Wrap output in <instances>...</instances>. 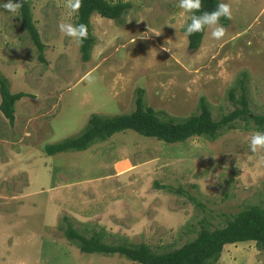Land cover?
I'll return each mask as SVG.
<instances>
[{
	"label": "rangeland",
	"instance_id": "rangeland-1",
	"mask_svg": "<svg viewBox=\"0 0 264 264\" xmlns=\"http://www.w3.org/2000/svg\"><path fill=\"white\" fill-rule=\"evenodd\" d=\"M110 1L131 9L120 23L91 17L87 62L77 40L59 31L76 16L66 0H30L44 63L19 13L0 7V72L10 92L30 95L15 104L13 124L0 111V264H131L81 253L63 226L164 253L202 227L264 208V149L250 151L257 130L243 119L215 140L170 145L126 131L82 152L44 153L79 135L93 114L133 111L138 89L146 106L176 121L198 113L202 99L217 121L242 107L243 93L250 113L264 115V0H219L232 7L227 33L215 40L206 27L194 51L183 32L191 13L179 0ZM217 264H264V249L225 245Z\"/></svg>",
	"mask_w": 264,
	"mask_h": 264
},
{
	"label": "trees",
	"instance_id": "trees-1",
	"mask_svg": "<svg viewBox=\"0 0 264 264\" xmlns=\"http://www.w3.org/2000/svg\"><path fill=\"white\" fill-rule=\"evenodd\" d=\"M17 1L20 2V0ZM82 3L83 6L76 13L74 23H85L88 26L87 39L82 44L78 43L81 59L87 62L95 45L91 17L98 15L120 23L121 17L131 9V4L110 0H82ZM202 3V11H211L220 2L219 0H202ZM19 16L24 30L39 53V61L44 63L45 46L40 40L32 19L30 0H24ZM190 22L189 18L183 27L184 33ZM220 23L227 27L230 21L222 17ZM205 29L187 38L189 50L194 51L199 48ZM136 93L135 108L130 113L116 116L93 114L79 135L46 145L44 153L47 156H54L64 152H82L95 143L104 142L113 135L126 131H133L140 136L154 138L170 145L183 143L193 137L215 140L223 128H230V124L237 119H243L246 125L252 123L255 130L264 132V115L250 113L246 107L244 93L240 99L242 107L236 108L228 115H223L217 121L212 118L203 99L200 101L198 113L176 121L167 114L146 106L143 90L138 89ZM25 97H30V95L24 92H10L9 82L0 72V111L10 124L14 123L15 104ZM63 233L67 240L77 245L81 253L116 254L126 258L131 264H217L225 245L254 242L257 249H264V208L253 206L242 210L228 218L223 227L214 230L202 227L195 238L177 249L164 253L154 252L144 243L107 244L99 235L85 237L68 222L63 226Z\"/></svg>",
	"mask_w": 264,
	"mask_h": 264
},
{
	"label": "clouds",
	"instance_id": "clouds-1",
	"mask_svg": "<svg viewBox=\"0 0 264 264\" xmlns=\"http://www.w3.org/2000/svg\"><path fill=\"white\" fill-rule=\"evenodd\" d=\"M24 6V0L13 2L7 0L6 3L0 5L7 12L18 14ZM83 6L82 0H66V8L70 14H76ZM185 13H191L190 23L185 29V38L195 33L202 32L205 27L209 28L211 37L215 40H221L227 33V29L220 23L221 18L231 20L233 18L232 7L230 3L221 2L214 10L202 11V0H179V5ZM199 13V14H197ZM19 16V15H15ZM139 23V22H138ZM59 31L68 37L75 38L78 43L82 44L88 37V26L85 23L60 22L58 24ZM161 35V32L154 33ZM135 41H133L134 43ZM169 51L168 49H164ZM89 82H92L91 78ZM264 149V132L256 131L250 138V151L256 153L258 150ZM215 158V157H213Z\"/></svg>",
	"mask_w": 264,
	"mask_h": 264
}]
</instances>
